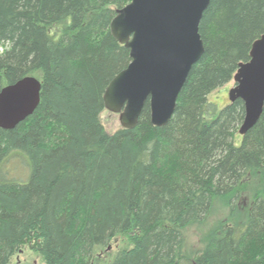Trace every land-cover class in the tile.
Here are the masks:
<instances>
[{
  "label": "trees",
  "instance_id": "1",
  "mask_svg": "<svg viewBox=\"0 0 264 264\" xmlns=\"http://www.w3.org/2000/svg\"><path fill=\"white\" fill-rule=\"evenodd\" d=\"M130 2L0 0V91L41 82L33 115L0 129V264L25 247L43 264H91L118 238L108 264H264V187L244 221L233 216L249 176L264 181V107L241 136L243 102L217 112L208 99L264 34V0H211L170 121L152 127L146 103L135 129L110 134L102 97L131 60L109 27ZM218 202L228 222L186 253Z\"/></svg>",
  "mask_w": 264,
  "mask_h": 264
},
{
  "label": "water",
  "instance_id": "2",
  "mask_svg": "<svg viewBox=\"0 0 264 264\" xmlns=\"http://www.w3.org/2000/svg\"><path fill=\"white\" fill-rule=\"evenodd\" d=\"M211 0H131L117 10L110 35L129 51L131 62L107 85L104 110L118 115L123 130L137 127L148 103L152 127L173 117L189 72L204 54L199 25ZM229 91L230 104L241 100L244 136L264 107V34L251 46L249 60L238 65ZM41 82L24 77L0 91V129L11 131L33 115L40 102Z\"/></svg>",
  "mask_w": 264,
  "mask_h": 264
},
{
  "label": "rangeland",
  "instance_id": "3",
  "mask_svg": "<svg viewBox=\"0 0 264 264\" xmlns=\"http://www.w3.org/2000/svg\"><path fill=\"white\" fill-rule=\"evenodd\" d=\"M234 83L224 85L216 89L209 97L211 103L216 105L217 112L223 110L229 103V91L233 88ZM100 121L105 128V130L113 134L118 131L120 123L118 120V115L112 114L104 110L100 114ZM20 174V170H19ZM264 187V181L258 175L249 176L248 180L244 183L243 187L239 191V200L234 211V218L239 222L244 221L248 215L250 209L253 193L258 189ZM229 207L225 203L218 202L213 209L212 213L205 219V221L199 225L189 229L186 241L184 244V251L186 253H192L201 245L205 237L211 234L214 227L222 223L223 219L228 222ZM124 238H118L109 246L108 250H98L94 255L91 264H108L115 253L120 249L126 246ZM9 264H43L40 256L30 248L25 247L21 252L16 253Z\"/></svg>",
  "mask_w": 264,
  "mask_h": 264
},
{
  "label": "flooded vegetation",
  "instance_id": "4",
  "mask_svg": "<svg viewBox=\"0 0 264 264\" xmlns=\"http://www.w3.org/2000/svg\"><path fill=\"white\" fill-rule=\"evenodd\" d=\"M21 252V251H20Z\"/></svg>",
  "mask_w": 264,
  "mask_h": 264
}]
</instances>
